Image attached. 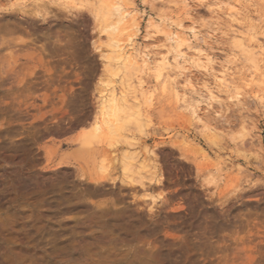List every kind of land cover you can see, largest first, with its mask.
<instances>
[{
  "label": "rangeland",
  "instance_id": "1",
  "mask_svg": "<svg viewBox=\"0 0 264 264\" xmlns=\"http://www.w3.org/2000/svg\"><path fill=\"white\" fill-rule=\"evenodd\" d=\"M65 1L0 0V264H264V108L255 99L264 84L258 76L246 85L256 66L264 73V55L256 65L240 55L226 19L216 25L210 8L194 0L197 35L186 30L184 55L169 54L171 74L200 85L213 83L208 68L230 65L245 104L221 94L225 106L205 111L218 134L210 143L151 72L154 96L126 97L140 103L144 131L132 126L127 141L89 146L83 140L103 92L122 87L91 0L71 10ZM168 1L135 0L139 42L149 51L169 44L162 34L145 37L149 18L186 17ZM241 9L264 44V0H242ZM146 147L155 149L156 164L145 168ZM126 151L140 169L132 178L152 181L126 179Z\"/></svg>",
  "mask_w": 264,
  "mask_h": 264
},
{
  "label": "bare ground",
  "instance_id": "2",
  "mask_svg": "<svg viewBox=\"0 0 264 264\" xmlns=\"http://www.w3.org/2000/svg\"><path fill=\"white\" fill-rule=\"evenodd\" d=\"M15 1L18 2V4L22 3L23 5V0ZM80 1L81 0H66L65 5L69 10H71L72 8L78 6V2L80 3ZM120 1V4H115L117 2L112 3L109 0L90 1L95 18H97L98 22H100L103 26V36H105L106 33V42H108V48L106 50H108V54L107 52H105V54H107L105 59L107 60V63L109 64V66L111 67V71L113 72L111 75L118 79L120 87L122 88L111 86L110 89H108L107 91L105 90L107 92L106 95H104L105 92L102 91L103 94L101 92L102 96L100 100L101 104L99 112L94 116L93 124L90 126V128L87 129V131L90 133L87 137H84L85 139L83 140V144L89 146L101 143L104 144V142L111 140L112 138H121L127 141L129 137H127L125 133L129 132L131 129L130 127L132 126L134 128L137 127L136 129H138L140 132L144 131L146 121L145 117L141 113L140 103H133V105H130L126 97L128 94H130V91L131 94L132 92H134L135 95H137H134L135 99L137 100L141 97L146 101L148 100L147 96L149 94L150 97H153L156 90L149 93L150 86L148 83V76H150L151 72H153V77L156 83L162 85L161 89L163 90V92H167L170 94V97H172L173 103L176 108L184 110V112L187 113V117L185 116L187 120L194 123L196 129L201 130V134L207 141L215 144L218 134L215 133V125L209 122L210 120L207 117L209 116L208 113L213 112L217 107L223 108L225 106L223 99L221 98L223 94H226V97H228L230 100H235L237 104L242 105L245 104L243 102L244 96L241 92V86L237 81V72L233 70L232 66L227 64H222V66L220 65L221 68L218 66L220 70H215L213 66L210 67L211 64L209 65L210 68H208L209 73H207V75H211V77L213 78V83L205 80V82L202 81V84L199 85L189 77L184 80L182 79L183 81H181L180 78L179 80L176 75H174L175 73H172L173 75L171 74V61L169 54L176 53L177 55L181 52L183 53V46H187V38L186 40L184 39V32L186 30L188 31V29L189 31L191 30L192 33L193 31L198 30V23L196 18L197 13L195 14L193 10L194 0H169L168 2H166L167 5L178 8L181 13L186 16L183 19L171 23L164 21L161 16H157V20L155 18V20H152V18L148 19L149 25L147 24V26L148 29L150 28L152 32L150 34L148 33V35L145 37L147 38L151 37L152 35L162 34L169 44L172 43V46L169 44L165 45L163 50L156 52L147 50V46L145 47L139 42L141 34V18L138 15L139 9L135 4V0ZM200 1L202 2V4L210 8V12L214 15L213 18L215 17L217 19V23L215 22L216 25L219 24L218 22L221 17H224V19H226L225 21L229 25H223L228 28L227 31L228 34L232 37L231 39L234 40V46L241 51L240 55L243 54L248 61H254L257 56L264 55V44L259 43V40H257L256 36L252 34V32L254 31V27L251 21L250 23L247 21V10L245 11V9H241L242 0ZM122 2H125V5H122ZM212 33L214 32L212 31ZM193 34L197 35V33ZM208 35L210 36L211 34ZM188 44L190 43L188 42ZM189 47L191 48L192 46L188 45V48ZM198 50L200 52H203L201 51L202 49ZM185 54H187V52ZM199 54L203 55L202 53ZM206 54H204V57L206 56L205 58L208 62L205 60V63H212V60L209 56L210 54L208 56ZM180 55L177 57V60L179 59ZM173 58H175L174 61H176V56ZM199 58L200 57L197 58V61H199ZM193 60L194 59H192V61ZM199 62H201V59ZM214 62L215 61H213L212 65L214 64ZM254 62L256 65V60ZM203 64L204 62L202 63V65ZM204 68H206V66ZM258 76L262 77L261 82L264 84V73L260 68L256 66V70L253 72L249 83L247 82L246 85H249L250 87L253 86L258 82L256 81V78ZM262 83L260 84L262 85ZM123 88L127 93L123 92ZM138 93L140 94V97H138ZM255 99H257L264 108V93L262 95H255ZM205 111L208 113H206ZM179 138H182V142L184 144L191 143L192 141V139L190 140V136H179ZM128 152L129 151H126L125 155L122 156V159L120 160L126 179H131L132 183L137 182L142 184L143 186L145 179L146 181H152V176L150 178L148 176L141 175L138 176V178H132L135 170L139 171L140 169H136L137 165L133 162L134 156ZM145 152L146 156L142 160L143 162H141V164L146 168L150 167L149 163L155 162L156 152L155 149L148 147H146ZM216 158L218 159L219 157L216 156ZM102 163L103 162L101 161V164ZM239 167L241 168V166ZM240 168L238 169V174L240 173L239 170L241 171ZM104 170L105 168L103 166H100V171ZM123 182L125 183V179H123ZM209 182L211 183L210 180Z\"/></svg>",
  "mask_w": 264,
  "mask_h": 264
}]
</instances>
